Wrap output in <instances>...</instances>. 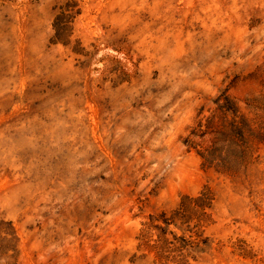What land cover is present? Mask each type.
<instances>
[{"label":"rangeland","instance_id":"374dc122","mask_svg":"<svg viewBox=\"0 0 264 264\" xmlns=\"http://www.w3.org/2000/svg\"><path fill=\"white\" fill-rule=\"evenodd\" d=\"M0 264H264V0H0Z\"/></svg>","mask_w":264,"mask_h":264},{"label":"trees","instance_id":"16d2710c","mask_svg":"<svg viewBox=\"0 0 264 264\" xmlns=\"http://www.w3.org/2000/svg\"><path fill=\"white\" fill-rule=\"evenodd\" d=\"M202 156V155H201Z\"/></svg>","mask_w":264,"mask_h":264}]
</instances>
